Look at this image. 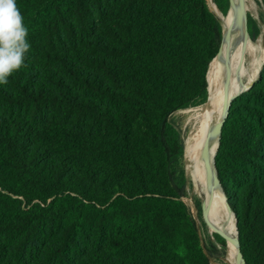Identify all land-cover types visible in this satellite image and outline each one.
<instances>
[{
	"label": "trees",
	"instance_id": "1",
	"mask_svg": "<svg viewBox=\"0 0 264 264\" xmlns=\"http://www.w3.org/2000/svg\"><path fill=\"white\" fill-rule=\"evenodd\" d=\"M212 1L225 16L229 0ZM16 3L31 47L0 85V264H225L227 241L206 224L224 251L207 249L184 202L170 121L223 92L207 0ZM215 166L246 263L264 264V66L231 103Z\"/></svg>",
	"mask_w": 264,
	"mask_h": 264
},
{
	"label": "bare ground",
	"instance_id": "2",
	"mask_svg": "<svg viewBox=\"0 0 264 264\" xmlns=\"http://www.w3.org/2000/svg\"><path fill=\"white\" fill-rule=\"evenodd\" d=\"M208 1L211 9L220 19L224 20L226 16L222 14L216 5L217 10L214 9L213 4L215 3L212 0ZM245 3L246 11H256V0H245ZM236 35L239 42H236L235 45L233 44L232 49L229 50V58L233 72L232 88L234 93L240 92L242 88H245V86H248L254 81L264 66V27L261 34L253 41L250 37L247 39L244 32ZM225 56L226 49L224 48L221 58H214L209 70L212 83L219 89H225L226 77L225 79L218 81L212 77L211 73L214 65L222 61ZM251 69H257L256 74H252L250 71ZM224 100L225 92L212 101L199 106L182 109L177 112L183 114L184 118V155L189 165L195 188L201 193V199L203 202H210V213L214 217L218 226L226 231L229 236L235 238V221L233 215L225 206V199L222 191L217 186H210L208 182L209 176L214 175V154L217 149V140L213 138L214 145L209 147V152L211 154L210 164L208 163L206 156L207 151L205 146V141L210 130L221 120ZM203 143L204 149L202 150ZM236 255V246L232 242L227 241V252L225 256L226 264H237Z\"/></svg>",
	"mask_w": 264,
	"mask_h": 264
},
{
	"label": "water",
	"instance_id": "3",
	"mask_svg": "<svg viewBox=\"0 0 264 264\" xmlns=\"http://www.w3.org/2000/svg\"><path fill=\"white\" fill-rule=\"evenodd\" d=\"M212 12H214V11L212 10ZM214 14L217 16V14L215 12H214ZM249 15L253 19H255V17H253V15L247 13L245 0H229V8H228L227 14L225 15L226 18L223 20L217 16V18L220 20L221 25H222L223 38H222L220 50H219V52L215 58H221L223 51H224V48L226 49V57H225L226 58L225 100H224V108L222 111L221 120L217 124V126L215 127V129L213 130V133H212V137L217 140V149H216L215 154H214V175L209 176L208 182H209L210 186H215V187L217 186L221 189L222 194H223L224 199H225V206L231 212V214L233 215L234 221H235L236 237L232 238L231 236H229L226 233V231H224L221 228L214 226L209 221V212H210V207H211L210 202H202V205H201V211H202L205 223L207 225H209L210 227H212L214 229V231L216 233H218L221 237H223L226 241H230L236 246V248H237V255H236L237 264H247V263H246V260L243 256L241 248H240V242H239L237 225H236L237 221H236L235 214L232 211V209L230 208V206L227 202L226 196H225V194L222 190V187L220 185V181H219L218 174H217V169L215 166V156H216V153L218 151L220 136L222 133V128H223L224 122L228 116L232 101L238 95H240L241 93L250 89L253 86V84L258 80V78L260 77L261 71H262V70L260 71V73L258 74L257 78L254 81H252L248 86H245V88H242L240 90V92H236V93L233 92V88H232V73L233 72H232L231 61L229 58V56H230L229 50L232 49L233 44L235 45L236 42H239V40H237L238 38L236 37L237 36L236 34L239 35L241 32H244L247 39H249V37L252 38V36L250 35V32H249V25H248ZM252 39H254V38H252ZM238 72H239V67H238Z\"/></svg>",
	"mask_w": 264,
	"mask_h": 264
},
{
	"label": "clouds",
	"instance_id": "4",
	"mask_svg": "<svg viewBox=\"0 0 264 264\" xmlns=\"http://www.w3.org/2000/svg\"><path fill=\"white\" fill-rule=\"evenodd\" d=\"M27 36L16 0H0V85H7L9 77L24 65L31 47Z\"/></svg>",
	"mask_w": 264,
	"mask_h": 264
},
{
	"label": "rangeland",
	"instance_id": "5",
	"mask_svg": "<svg viewBox=\"0 0 264 264\" xmlns=\"http://www.w3.org/2000/svg\"><path fill=\"white\" fill-rule=\"evenodd\" d=\"M207 3H208L209 8L211 9V6H210V3H209L208 0H207ZM256 3H257L256 11L250 12L248 10L247 13L253 15V17H255L256 21L260 25V32L258 34V36H259L261 34V32H262L263 27H264V4H263L264 0H259V1L256 0ZM258 6H259V8H258ZM211 11H212V9H211ZM251 40L253 41L254 39L251 38ZM225 60H226V58H225ZM225 63H226V61H225ZM250 71H251L252 74H256L257 69H251ZM225 77H226V75H225ZM222 91L225 92V89H222ZM193 107H195V106H193ZM170 121L177 127V129L179 130V132L181 134L182 140H184L185 130H184V123H183L184 122L183 114H181V113H179L177 111L174 112L170 116ZM216 126H214L210 130V132H209V134H208V136L206 138V141H205V146H206V151H207V153H206L207 155L206 156H207L209 164H210V158H211V154L209 152V147L211 145H214V139L212 137V133H213V130L215 129ZM203 149H204V143H203L202 150ZM179 168L181 170H183V171L185 170L187 176L191 179V182H192L193 193L190 190H188V188H187L186 189L187 190V194L184 197V202L186 203L191 216L196 220V222H197V224L199 226V231H200V235H201V238H202L203 245L207 249H211V245L214 244V245H216L218 247V249L221 252H223L224 251L223 246H221V244L217 241V239L215 237L213 238L207 231V225H206L205 221L202 218V211H201L202 200L199 197L196 196V195H198V196L201 197L202 195L195 188L193 177H192V174L190 172L189 165L187 163L185 155H184V159L182 157L180 159V161H179ZM220 210H221V208H220ZM225 256H226V254H225ZM225 256L223 257V261L226 264ZM220 261H221V259H217V258H213L212 257L210 264H214L215 262L217 263V262H220Z\"/></svg>",
	"mask_w": 264,
	"mask_h": 264
}]
</instances>
